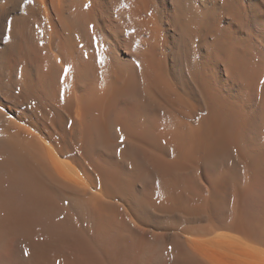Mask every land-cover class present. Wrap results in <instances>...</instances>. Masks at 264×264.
I'll return each mask as SVG.
<instances>
[{"label": "bare ground", "instance_id": "1", "mask_svg": "<svg viewBox=\"0 0 264 264\" xmlns=\"http://www.w3.org/2000/svg\"><path fill=\"white\" fill-rule=\"evenodd\" d=\"M0 264H264V0H0Z\"/></svg>", "mask_w": 264, "mask_h": 264}, {"label": "snow or ice", "instance_id": "2", "mask_svg": "<svg viewBox=\"0 0 264 264\" xmlns=\"http://www.w3.org/2000/svg\"><path fill=\"white\" fill-rule=\"evenodd\" d=\"M24 2H25V3H31V0H24ZM85 7H87V5H86ZM7 25H11V21H8V22H7ZM7 30H8V28L6 27V31H7ZM3 38L6 40L8 37H7V36H4ZM100 62L103 63V60L101 59ZM65 71H67V69H65ZM25 254H27V252H26Z\"/></svg>", "mask_w": 264, "mask_h": 264}]
</instances>
